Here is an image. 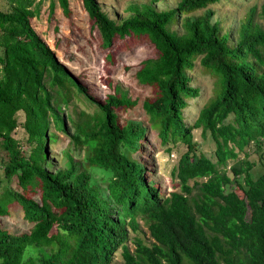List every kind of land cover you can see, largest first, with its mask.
<instances>
[{"label":"trees","instance_id":"obj_1","mask_svg":"<svg viewBox=\"0 0 264 264\" xmlns=\"http://www.w3.org/2000/svg\"><path fill=\"white\" fill-rule=\"evenodd\" d=\"M9 1L10 9H0V184L6 182L0 217L22 216L32 226L15 233L0 223V264H111L117 248L118 264H264V161L263 171L253 177L247 152L238 158L251 143L264 148V3L223 31L207 7L220 0H178L168 10L133 3L119 22L97 0H82L104 48L132 35L146 36L157 50L135 73L139 83L155 89L142 107L162 143L177 138L186 146L174 171L179 190L162 196L133 156L146 125L118 119L117 110L136 100L118 85L103 102L97 100L33 28L40 0ZM58 2L69 15L68 0ZM203 8V14L189 15ZM49 10L53 14V1ZM181 15L179 33L170 25ZM197 59L217 76L219 91L187 126L185 99L198 90L186 72ZM79 94L97 110L65 119L63 106ZM19 123L27 135V153L13 135ZM51 125L83 151L82 161L66 150L65 167L51 171L48 146L58 138ZM195 128L210 134L215 160L198 151ZM229 160L235 162L227 172ZM14 179L23 190L38 186L39 200L8 186ZM231 183L242 196L225 189ZM138 216L153 241L135 238L132 250L128 227L138 230Z\"/></svg>","mask_w":264,"mask_h":264},{"label":"rangeland","instance_id":"obj_2","mask_svg":"<svg viewBox=\"0 0 264 264\" xmlns=\"http://www.w3.org/2000/svg\"><path fill=\"white\" fill-rule=\"evenodd\" d=\"M54 2L53 14H50V3ZM39 14L31 19V24L46 44L55 52L58 60L62 62L87 90L99 101L103 102L106 95L113 92L116 85L126 91L131 100H136L132 107H123L117 110L119 122L125 123L126 120H139L146 125V133L143 140L139 142V149L133 154L145 167L147 181H151L162 196H167L171 191L179 190V181L174 176L177 161L182 152L186 150L185 144L180 139H169L167 143H162L157 135L155 128H150L148 116L145 113L142 102L145 99L154 97L155 89L153 85L141 84L135 77L140 63L150 57L157 56V50L146 36H127L123 39H116L107 48H104L101 36L96 27L92 26V20L89 18L83 8L82 0H68L70 13L64 15L58 0H40ZM102 10L116 22L126 18L130 12L128 7L133 4L152 3L157 10H168L175 8L178 0H97ZM264 3V0H220L219 2L208 5V9L213 11V20L220 21L223 31H229L243 21L251 7L257 6L258 9ZM9 0H0V9H10ZM207 9V8H206ZM205 8L196 10L189 15H201ZM182 16L173 21L170 25L171 30L181 33L183 30L179 25L182 22ZM256 22L263 23L259 17ZM109 54L106 56V54ZM190 78V85L198 90L193 97H187V105L182 110V116L185 124L191 126L196 119L203 105L215 98L219 91L218 78L204 69L197 59L192 69L187 70ZM80 98L72 97L68 106H63L65 119L71 116L79 119L77 113L81 110L92 113L97 110L94 103L87 101L81 94ZM19 122L23 120L22 112L17 113ZM232 116L228 120H231ZM19 123L14 132V137L23 142L25 153L28 152L29 144L25 143L26 132ZM68 128L73 131L71 122L68 121ZM51 131L57 133L56 142L48 146L47 159L50 160L51 171L56 168H64L66 157L64 151H69L74 155L75 160H83V151L77 150L69 143V138L53 125ZM192 139L197 143L198 151L202 152L208 158L215 160V145L209 133L202 134L200 128L192 131ZM264 151V148L262 149ZM257 150L251 143L240 152L238 158L242 159L245 152L247 158L254 162L251 170L252 176H258L263 170L261 163L264 161L263 152ZM3 152L0 151V158ZM235 160H229L225 170L229 172V167ZM1 166V163H0ZM1 169V167H0ZM94 178L103 187L98 176ZM4 180V179H3ZM5 180L0 184V191L5 189ZM192 184V181H189ZM13 189L22 192L26 197H32L39 200L40 190L38 186L34 188L21 189L14 179L10 185ZM227 191H234L242 196L243 191L237 184L231 183L225 188ZM139 228L132 231L128 227L129 240L127 244L133 250L132 242L135 238L142 239L145 243H150L148 226L144 219L137 217ZM0 223L9 231L15 233L28 232L32 223L26 221L22 216L12 220L9 216L0 217ZM122 261L121 250L113 253L111 264H118Z\"/></svg>","mask_w":264,"mask_h":264}]
</instances>
